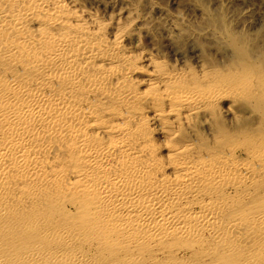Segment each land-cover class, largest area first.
<instances>
[{
  "label": "rangeland",
  "instance_id": "obj_1",
  "mask_svg": "<svg viewBox=\"0 0 264 264\" xmlns=\"http://www.w3.org/2000/svg\"><path fill=\"white\" fill-rule=\"evenodd\" d=\"M64 2L67 3L66 6L68 7V10L70 9L69 12L71 13V15L79 16L80 14L79 17H81L82 13H89L92 18H95V21H99V24L101 26L97 23L98 21H96L97 27L94 28H99V31L93 29V33L94 35L104 33V40L107 38V40H105L106 46H108V43L110 46V42L114 40V35L118 34V37L121 36V46L123 45L122 49L125 51L124 54L126 55V57H124L126 59H123L126 62L123 61L122 56L119 55V53H115V56L113 54L112 57L115 60L117 59L115 61L116 66H114L115 68H117V70H124L123 72H127V66H129L130 68L131 64L132 67L135 63L138 64L141 57V51L151 55L152 57L150 56V58L153 59L150 60L151 62H154L152 64L150 62V65L149 62H145L142 63L141 66L137 65V67L142 68L143 71L148 72L150 73L149 75L153 76V83H155V86L152 87L151 85H146L142 86V88L141 84H139L138 82L140 81V79L138 80L137 78H134L131 79V81L126 82L122 79L119 80V83L121 84H117L116 87H122L120 88L121 91L119 93L118 89L116 92H114L116 88H109V85L113 87L115 85H112L114 84L113 81L112 84L108 81L107 83L105 82L104 84H101L102 87H104L103 89L102 87L99 88L98 86L97 89H95L96 92H100V90L103 91L99 93L100 96L102 95V98L100 96L98 98L94 96H97L98 93L94 92L93 94H90L89 91H86V88L88 89V87H86L87 84L82 83L80 85V89L84 84L83 86L85 89H81L83 91V94H81L82 91L78 89L80 91V94H77V91V95H75L79 100L77 102V100L75 99L76 101L74 102L79 103L80 98L82 100V96L85 94L84 96H86L87 102L86 107H89L88 110L90 113L92 112V116L89 113L90 117H93L94 115V118H97L98 116V120L99 118L101 119V121L99 120L98 122L102 124L106 120L104 123L106 125H108V123L112 121L110 119L112 118V115L115 114L116 116H119V113L122 112L120 110H123L124 114L121 113L122 115L118 117L119 121H121L120 127H123V125H128L130 131L125 136H128L129 138L131 137L130 139L128 137L125 138H128L127 140H130L129 143H131L132 141L131 146L133 147L136 146L138 142L137 140H140L141 138V140H143V143L146 141V138L148 141H151H149L148 143L149 146H146V148L148 149H145V152H147V156H151L148 157L147 161L148 164H152L151 166L154 167L155 165L152 170H156V172L153 171L152 178L163 180L162 183L165 182L168 184L170 182V184H172L175 182V178H173L174 174L171 172L167 173V165L169 163L168 156L171 155V152L172 154L173 152L174 154H181L182 162L185 163L187 161H190V163H193V165L195 163L197 165L196 167L200 165L199 168L203 166L207 167L209 165H215L216 163V165H218L219 162H223L222 166L226 164L225 167L227 168L224 169L225 172L223 173V175H225L224 177H221L222 181L219 180V184H217L216 186L217 188L212 187L213 189L211 188L210 190L209 187L205 188V185H203L201 189L197 190L199 192H197L195 198H189L187 201L182 199V201L184 202L179 200L180 202L175 203V207L178 211L181 209L183 211L190 209L192 211L194 210V212H198L199 209H207L209 206V208H214V205L215 208L212 216L214 219L213 222L215 223L213 225L214 228L212 227L211 234L214 233L215 238L213 237L214 239L212 243V241H208L203 237H199L197 238V243L195 242L194 244H189L178 238H174L175 240H173L172 236H169V239L167 237L165 239H162V241L160 242L157 241L159 244L156 243V241H154L155 243H152V245L150 241L141 244L143 243V241L139 240V242L137 241L136 243H133L136 244L135 247L129 242H127L128 244L125 243V246L123 245L124 243L120 244L121 247H119L120 245H111L108 244L107 238H110V235L111 238H115L117 229H115L116 232L115 230L113 232V224L110 222L114 223L115 221L116 224V219H112L110 217L109 209H106L108 211L107 212L105 209L103 210V208H99V210L97 211V213L99 214L98 221L102 219L103 221H100V224H95L93 226H95L96 229L101 227L100 230L98 229L99 231H96L95 228H91L93 230L87 228V230L90 231L86 230L85 232L86 236L89 235H87V232L90 233L89 237H82V239H79L77 237L73 238V243L72 241H69L70 244L68 243L67 247L65 245L63 247V243L60 241L58 242V240L54 239L51 236V233L56 230H65L67 228L70 231L73 230V228H75L76 230L77 228H83L84 225H82V222H80L81 220L79 221L77 217L75 219V215H78L77 213L82 209L81 204L80 206L78 204L84 203V200L81 201L77 199L78 196H80L79 193H77V195H75V193V196H73V193L67 195V193L62 190L63 192L60 191L58 194L53 196L54 193L52 195L49 191H47V194L43 193L40 194V196L37 195V200L35 202L34 200L36 199V197H34L32 204L30 203V201V204H28L27 200L31 199L23 195L21 196L19 202L15 203L16 205L14 203H11L9 204V206H5V209L6 207L9 208L6 209L7 213L3 212V215L5 217L6 215L7 217H9L5 219L6 222H9L4 223V226L0 224V255L4 256L5 259L6 257L8 258L6 259V261H9L6 262L7 264H18L19 262V264H29L23 263V261L19 260L21 257L20 254H24L29 250V248L37 247L38 250L44 253L52 251V254L55 253L54 249L61 248V250H64L63 252L65 253V255H63L64 258L65 256L66 258L60 260L44 258L43 260L31 262L30 264H68L69 262L67 260V251H73L74 253L77 252L82 254L83 262L86 261V263L84 264H185V262L186 264H230L231 261V264H235L236 262V264H256V261H254L253 259L263 255L264 253H261L258 256L252 255V257H250L249 255L245 256L244 253L247 252L250 244L249 242L247 243V241L245 243L244 240L246 239L248 234H250L248 236L251 237V235L258 234L260 232L254 224H251L250 219L252 218V216H254V213L264 210V0H64ZM84 20L87 24L88 20ZM101 30H104L105 32ZM110 31L113 34H111ZM31 32H29L31 35L36 34L33 30ZM108 38H110V42H108ZM106 53L108 54V52ZM119 59H121L123 62L121 60L119 61ZM122 64L124 65V67ZM5 67H7L8 70L5 69ZM81 67L83 68V65ZM147 67H150L149 71L147 70ZM89 68L85 69L84 67L82 71L85 72V70L87 69L89 71L91 69ZM0 69L2 70H0L1 74H4V71L6 72V70L8 74L14 73L18 80L22 81L23 79V81L26 82L32 80L29 79L31 78V76L29 77V75L27 78H24L25 75L28 74V70L25 68L10 69L4 64V66L0 65ZM90 72L93 74L91 70L89 71V73ZM169 72L174 73L173 76L177 75V78L171 79L170 81L166 80L167 83L166 81H162L164 84L162 82L161 83L165 86L164 87L159 80L161 79L160 77L169 74ZM23 73H25V75ZM171 73L170 75H172ZM153 74H156V76H154ZM158 82L160 84H158ZM60 83L59 85H57L56 82L52 84L53 87H51L54 92H57L62 88L63 85L62 83L60 85ZM54 84L55 86H57V88H55ZM206 85L210 87V89H208ZM105 86L106 89L108 88L107 91L104 90ZM156 86V91L155 89L151 90V88H156ZM137 87H139V89ZM183 87L185 90H188L189 88V90L192 89V91H194V88L196 87V91L201 92L203 95H207V93L209 94L212 90H215L214 88H217V90L224 89L223 91L225 93H222L223 95H221L219 101H213L212 98L209 97L212 102L210 101L209 104V101L206 104L204 102L205 105L203 104L202 107L197 108L198 110L196 109V112V110L187 106H181V109L179 104H177V101L174 99L173 93L176 92V88L177 90H181ZM211 87L214 88L212 89ZM126 89L127 92H130V95H132L131 97L134 100L131 97L122 100L121 92L126 91ZM198 89L202 90L200 91ZM84 90L86 91V93L84 92ZM111 90L113 93L110 92ZM159 90L160 94H158L159 92H157ZM108 91L111 93V95L108 93ZM150 91L152 94L156 93L157 95H152ZM137 93L140 94H138L139 97L141 96L140 99ZM162 93H165V95H163ZM108 94L110 95V97L108 96ZM112 94H114L115 96H113ZM154 95H156L157 97ZM103 97L105 101H103ZM112 99L115 102L117 101L118 104L117 102L115 103ZM129 99L132 101H130ZM146 99H149L150 101ZM152 99H154L158 105L154 102V100L152 101ZM161 99L162 103L160 102ZM118 100H120V102ZM121 100L123 102H126L123 103L121 102ZM163 103L167 105H164ZM116 105L118 106V108ZM107 106L109 109L105 110L106 112L102 110L106 109ZM162 107L164 109H162ZM167 109L169 111H167ZM140 110H143L142 113L140 112ZM159 110L161 113H163L161 114ZM126 111L127 114H125ZM156 111L158 112L159 116ZM102 112L104 115H102ZM145 112L149 113L147 114ZM175 112L177 114H175ZM187 113L188 117L186 115ZM153 114L158 116L156 117L159 118L158 122H156V120L154 122L151 121L150 117H152ZM128 116L131 124L129 123V120L126 119L128 118ZM135 116L137 118H135ZM138 116L142 117L138 119ZM145 116L146 119H144ZM147 116H149V119H147ZM167 116L168 118H165ZM130 118L133 121L135 120L136 122L134 121L133 123ZM108 120L109 122H107ZM148 120L150 123L148 122ZM122 121H125V124ZM98 122L96 123L98 124ZM148 123L149 125H147ZM104 124L101 126H106ZM148 128L151 130L146 131ZM143 130L146 132V134ZM131 133L132 136L134 135L133 139L136 137V140L132 139ZM141 133L143 134L141 135ZM93 139H95L96 141L92 142ZM93 139L92 136H90L88 142L90 141V144H94L99 142V139H101L100 142L106 140L104 137L99 138L97 135H94ZM54 144L55 143H53L52 146H56ZM63 146L64 145L62 144L61 149L58 148V151L56 150L58 153H56L55 150L54 152L51 151L53 152L54 156H49L50 162L53 164L56 163V165L58 166V171H62L66 166L69 167L70 165V159L69 157H67L68 146H66L65 144L64 147H66V149ZM180 146L182 149L180 148ZM184 146V149H189V152L183 150ZM50 148L51 150H53V147L50 146ZM161 148H164V150ZM172 149H174L175 151ZM177 150L179 152H177ZM181 150L182 152H180ZM63 151H65L66 154ZM60 153L62 154L60 155ZM167 153H169L170 155H167ZM187 153L191 154L188 155ZM57 154L60 156H58ZM163 154L166 156H164ZM65 155L67 159L66 157H64ZM190 157H192L193 159ZM153 158L154 162L152 161ZM191 159L194 161H198L193 162ZM58 160L61 161L57 162ZM67 160L68 162L65 163V161ZM150 160L152 161V163H149L151 162ZM62 161L64 162V164ZM157 164L160 166H158ZM247 167L248 169L246 170ZM159 168H162L161 171L159 170ZM241 168L243 170H240ZM66 169L67 168H65V170ZM236 170L239 171L236 172ZM228 172H230L231 174H228ZM162 173L164 178L162 176ZM229 175H231V177ZM233 175H235V177L237 175V177L233 178ZM165 176L169 177L166 178ZM238 177L240 180L238 179ZM171 178H173V180H171ZM226 180L228 183L230 181L229 184L230 186L232 184L231 187L226 182ZM61 182H59L58 184H60ZM232 182H234V184ZM165 183L162 184L164 185V188ZM201 191H204V193ZM205 191L207 192V194ZM48 193H50L53 197H51ZM64 193L65 195H63ZM56 196H60L62 198L65 197L63 198L65 200L61 198L62 200L60 199V201L58 200V202H56L54 200V197ZM72 196L75 199L72 198ZM39 197L41 198V200ZM203 197L204 200H201L203 199ZM84 198H86V196L82 197L81 199ZM195 199H199L201 202L203 201V204L201 202L196 203L197 201ZM74 200L78 201L76 202ZM194 200L196 202H194ZM52 201L54 202V204ZM174 201L177 200H173L172 203ZM24 202H26V204ZM19 203H23L22 208H20L19 211H16V209L14 210L13 206L15 205L18 207L20 205ZM172 203L171 201L166 202V204H168L167 207H172ZM180 204L181 208L179 207ZM206 204L209 206L207 207ZM76 208L77 210L75 211ZM70 216H73L74 218ZM104 217H108L109 220H107V218L105 219ZM22 219H25V221L27 220L26 223H28L29 221L36 222H34V224H32L31 222L29 224H26L25 221H22ZM122 222H125L126 224V221L123 220ZM231 223L233 226L236 225L237 228L228 230L229 227L227 225ZM108 224L111 225L110 228L112 231H110V228H108ZM133 226L136 227L135 224H133ZM226 226L227 229H225ZM94 229L96 232L94 231ZM106 230L108 232H106ZM91 231L94 236L91 235ZM135 231L137 233V227ZM95 233L99 236H96ZM111 233L113 234V236ZM45 234L46 237H44ZM48 235H50V237ZM124 235L125 237H127V233H124ZM134 237L138 239L139 235H135ZM230 237L232 238V240ZM235 238L237 241H240L241 239L243 241H241V243H237L236 240H234ZM178 240H181V242H179ZM220 241L222 242L220 243ZM243 242L247 245H244ZM225 245L226 247H228L225 250H228L229 253H225L223 248H221ZM243 246H245V248L247 246L249 247L246 248V251H244L245 248ZM251 249L253 250V246L249 249V251H251ZM242 250L244 252H240ZM227 254L229 256H227ZM148 256L154 257L155 259L152 258L153 260L149 261ZM222 257L224 259H222ZM46 260L49 261L47 262ZM140 260L143 262L140 263ZM16 261L18 263H16ZM258 261L259 263L263 264L264 255L260 257Z\"/></svg>",
  "mask_w": 264,
  "mask_h": 264
},
{
  "label": "bare ground",
  "instance_id": "obj_2",
  "mask_svg": "<svg viewBox=\"0 0 264 264\" xmlns=\"http://www.w3.org/2000/svg\"><path fill=\"white\" fill-rule=\"evenodd\" d=\"M65 3L66 2H64V0H0V65L4 66L5 64L10 69L11 68H16V69L25 68L28 70V74L25 75V73H23L25 75L24 78H27L29 75V77L31 76V78L29 79H32L27 82L23 81V79L22 81L18 80L14 73L8 74L7 67H5V69L7 70L6 72L4 71V74L0 73V224L3 225L4 223L9 222V221L6 222L5 220L6 218H9V217H7V215L6 217L3 215V212H6V209L9 208V207L8 208L6 207L5 209V206H9V204L11 203H14V204L16 202L18 203L21 196L25 195L29 197L31 200H27V203L32 204L34 197H36L37 195L40 196V194H43V193L47 194V191H49L52 195L54 193L53 196H55L60 191L61 192L64 191L65 193H67V195H70V193H73V196L79 193L80 196H78L77 199L81 201L84 200V203L78 204L79 206L81 204L82 209L80 210V212L77 213L78 215H75V219L77 217L79 221L81 220L80 222H82V225H84L83 226L84 229L80 228L82 229L80 230L77 228L76 230L75 228H73V230L70 231L67 228L65 230L64 229H61L58 231L56 230L53 233H51V236L54 239L58 240V242L60 241L63 243V247L64 245L67 247L69 241H72L73 243V238L77 237L79 239L80 238L82 239V237L83 238L89 237L90 233L87 232V235L88 234L89 235L86 236V232H85L87 228H90V229L95 228V226L93 225L100 224V221H103V219L98 221L99 214L97 213V211L99 210V208H103V210L109 209L110 217L112 219H116V224H115V221L114 223L110 222L113 224L112 226L113 232L115 229H117L115 238H111V235L109 236L110 238H107L108 244H111V245H120L124 243L123 245L125 246V243L127 242H129L130 244H133V243H136L137 241L139 242V240L143 241V243L141 244H144L150 241L152 245V243H155L154 241L158 243L162 241V239H165L167 237L169 239V236H172L173 240H175L174 238H178L189 244H194L195 242L197 243V240H198L197 238L199 237H203L208 241H212L213 243V239L215 238V235L214 233L211 234L212 233L211 230L215 223L213 222L214 219L212 216L215 206L213 205L214 208H209L210 206L206 204L207 207L208 206L209 207L207 209L198 208L199 209L198 212H194V210L192 211L190 209L186 211H183L181 209L178 211L177 208L175 207V203L180 202L179 200L182 201V199L187 201L189 198H192V199L195 198L197 195V192H199L197 190L201 189L203 185H205V188L209 187L210 190L212 187L217 188L216 186L217 184H219V180H221L222 179L221 177L222 176L224 177L225 175V174L223 175V173L225 172L224 169L227 168L225 167L226 164L222 166L223 162H219L218 165H216L217 164L216 163L215 165H209L207 167L203 166L199 168L200 165L196 167L197 165L194 163L195 165L194 166L193 163H190V161L189 162L187 161L185 163L182 162L181 154L176 153V152H175L176 154H174V152L172 154V152L170 151L171 155L167 153V155L168 154L170 155L168 156L169 163L168 165L167 164L165 165H167V168H168L167 173L171 172L175 175V176L173 175V178H175V182L172 184H170V182L168 184L163 182L165 183V188H164V185H162L163 180L152 178L153 171L156 172V170H152V168H154L155 165L153 167L151 166L152 164H148V161H147L148 157H151V156H147V152H145L146 151L145 149H148L146 148V146L147 145L149 146L148 143L150 140L148 141L146 138L145 139L146 141L144 140L145 142L143 143L142 142L143 140H141L142 139L141 138L140 140H137L138 142L136 146L133 147L131 146L132 141L131 143H129L130 140H127L129 137L125 136L130 131V129L128 128V125L127 126L123 125V127H120L121 121H119L118 117L122 115L121 113L124 114L123 110H120L122 112L119 113L120 115L118 114L119 116H116L115 114L112 115V118H110L112 120L110 121L111 123L108 120L107 122L109 123L108 125H106L104 124L106 120L104 121V123L101 124L100 122H98L99 120L101 121L100 118L98 120V116L97 118H94V115L93 117H90V114L92 116V112L90 113L88 110L89 107L88 108L86 107L87 102H86V96H84L85 94L82 96L83 97L82 100L80 98L79 103L74 102L76 100L78 102L79 100L77 99L78 97L76 95L80 94L79 93L80 91L78 89H80V85L82 83L87 84L86 87H88V89L86 88V91H89L90 94L91 93L93 94L94 92H96L95 89H97V86L101 88L102 87L101 84H104L105 82L107 83L108 81L109 83L111 82V84L113 81L114 84L112 85H115L114 87L109 85V88L111 87L116 88L117 84L119 85L121 84L119 83V80H122V79L123 81L126 82V81H131V79L137 78L138 80L140 79V81L138 82L139 84H141V87L146 86V85H151L152 87L155 86V83H153V76L149 75L150 73L143 71L142 68L137 67V65L141 66L142 63H145V62L146 63L149 62V65H150V62L153 58H150L151 55L147 54L146 52L141 51V57L139 59L138 64L135 63L133 67L131 64L130 68L129 66H127L128 68L125 66L128 70L127 72H123L124 70L123 71L117 70V68L114 67L116 66L115 61L117 59L115 60L112 57L113 54L115 56V53H119V55L122 56V59L126 57V55L124 54L125 51L122 49L123 45L121 46V40H122L120 39L121 36L118 37L117 36L118 34L114 35L113 37L114 40L112 38L113 40L112 42H110L111 40L110 38H108V42H110V46H109V43H108V46H106L105 40H107V38L104 40V33H99L98 35H94L93 33V29L97 27L96 21L98 20L95 21V18H92V16L89 15V13H82L81 17H79L80 14L79 16L71 15V13L69 12L70 9L68 10V7L66 6L67 3L66 4ZM84 19L88 20L87 24ZM97 23L99 24V21ZM98 29L99 28L94 29V30H98ZM32 30L35 31L36 34L31 35ZM101 31L105 32L104 30H101ZM29 32H31V34ZM111 34L113 33L111 32ZM101 51H103L104 53ZM106 52H108V54ZM136 56H140V55H136ZM120 60L121 59H119V61ZM152 63L154 62H151V64ZM82 65H83V68L81 67ZM145 65H148V64H145ZM87 66H89L91 69ZM84 67L85 69L89 68L93 72V74L91 72L89 73L90 70L88 71V69L85 70V72L82 71ZM149 68L147 69L148 71H149ZM170 73L171 72L167 74L168 76L165 75V76L160 77L161 78L159 80L160 83L162 81L165 82L166 80L170 81L171 79L177 78V75L173 76L174 73H171L172 75H170ZM154 76H156V74ZM155 79H158V78H155ZM58 81L59 83L61 82L63 86L62 88L60 87L61 89L59 91L57 92L55 91L56 92L55 93L54 90H52V87H53L52 84L56 82L57 85H59ZM160 83L158 82V84ZM83 85L81 88L82 90L84 88ZM139 87L137 88L139 89ZM55 88H57V86H55ZM103 88L104 87H102V89ZM120 88L119 87L116 88L114 92H116L118 89L120 93L121 91ZM211 88L213 89L214 87H211ZM146 89H150V88H146ZM152 89L153 90L155 89L156 91L157 86L156 88L155 87L151 88V90ZM160 89H161V86H160ZM183 89L184 87L181 90H177L176 88L175 90L176 92L173 93L174 99L177 101V104H179L180 107L187 106L189 108L190 107L193 108L194 110L202 107L204 102L206 104L209 101L208 102L209 104L211 101L210 98H212L213 101L214 100L219 101V98L221 97V95H223L222 93L224 92L223 91L224 89L217 90V88H214L215 90H212L209 94L207 93V95L206 94L203 95L201 92L196 91V87L194 88V91H192V89L189 90V88L188 90H185V89L183 90ZM208 89H210V87H208ZM104 90L107 91L108 88L106 89V86H105ZM112 90L110 91L111 93H113ZM86 91L84 90L85 93ZM100 92H103V91L100 90ZM100 92H96L98 93V95L97 96L94 95V96L99 98ZM110 92L108 91V93L111 95ZM157 92H159L158 94H160V90ZM150 93H149V96H150ZM165 93L164 94L162 93V94L165 95ZM81 94H83V91ZM109 94L108 96L110 97ZM138 94L139 93H137V95ZM153 94H156V93H153ZM112 95L115 96L114 94ZM131 96L132 95H130V92H127V89L126 91L121 92L122 100L128 97H131ZM100 97L102 98V95ZM122 100L121 102H123ZM146 100H149V99H146ZM153 100L154 99H152V101ZM103 101H105L104 97H103ZM118 101L120 102V100ZM154 102L156 103L155 100ZM160 102L162 103V99ZM164 105H167V104H164ZM140 108H143V107H140ZM107 109H109L108 106L106 109H102V110L105 111ZM162 109L164 108L162 107ZM142 111L140 110L141 113ZM167 111L169 110L167 109ZM103 112H102V115H104ZM145 113L148 114L149 112H145ZM125 114H127V111ZM154 114L152 115L153 118L150 117L151 121L154 122L156 120V122H158L159 118H156V117H158L159 114L158 112H157L158 116ZM175 114L177 113L175 112ZM186 115L188 117V113ZM141 117L142 116L140 117L138 116V119ZM148 117L149 116H147V119H149ZM135 118L137 117L135 116ZM165 118H168V116ZM126 119L129 120V116ZM144 119H146V116ZM96 122H98V124H101V125L104 124L106 126L98 125ZM130 122L131 121L129 120V123ZM149 123L147 125H149ZM148 130H151V129L148 128L146 131ZM144 133L146 134L145 131ZM142 134L143 133H141V135ZM94 135L95 136L97 135L99 138L104 137L106 140L103 142H100L101 139H99L100 140L99 142L90 144V141L88 142V140L90 139V136H92V139H93ZM131 136H132V133H131ZM133 136H132V139H133ZM125 137H128V138L126 139ZM135 138L133 140H136ZM95 141L96 140L93 139L92 142H95ZM53 143H55L54 145L56 146H52ZM62 144L64 146L65 144L66 146H68L67 147L68 148L67 157H69L70 159V162H69L70 165L69 167L67 166L65 167L67 168L66 170L64 168V170L58 171L57 170L58 166L56 165V163H54L56 165L55 166L53 163L50 162L49 156L53 155L54 150L58 151V148L61 149ZM50 146L53 147V150H51ZM64 148L66 149V147ZM184 148L185 146L183 147V150H185L186 152H189V149L186 150L187 148L186 149ZM161 149L164 150V148H161ZM175 150H176V147H175ZM57 151L56 153H58ZM63 152L65 153V151ZM177 152L179 151L177 150ZM180 152H182V150ZM61 154L62 153H60V155ZM187 154L189 155L191 153H187ZM64 157H66V155ZM61 160H58L57 162ZM153 160L154 158L152 159V161ZM152 161L149 163H152ZM192 161L197 162L198 160L197 161L192 160ZM66 162H68V160L65 161V163ZM200 163H197V164H200ZM62 169H63V166H62ZM161 169L159 168L160 171ZM247 169L248 167L246 168V170ZM240 170H243V169L241 168ZM237 171L239 170H236V172ZM229 173L230 172H228V174ZM162 176H163V173H162ZM169 176L167 177L165 176V177L168 178ZM229 176L231 177V175ZM233 176H234L233 178H236L235 175ZM173 178H171V180H173ZM59 182H61L62 185L61 183L58 184ZM224 182H225V179H224ZM232 183L234 184V182ZM201 192L204 193V191H201ZM65 193L63 195H65ZM73 196L72 198H74ZM84 196H86V198L81 199ZM61 198L62 197L60 196L59 197L56 196L54 197V200L58 202V200L60 201ZM36 200H37V197L34 200V202ZM173 200H177V201H174L172 203ZM195 200L194 202L197 201L196 203L201 202L199 199H198L199 201L198 200L195 201ZM201 200H204V197ZM168 201H171V203L173 204L172 206L173 208L171 206L169 208L167 207L168 204H166V202ZM24 203L26 204V202ZM190 203H191V199H190ZM201 203L203 204V201ZM15 205L13 206L14 210L16 209V211L17 210L19 211V209L22 208L23 203L18 206L19 208ZM180 206L181 204L179 205V207ZM76 210L77 208L75 209V211ZM73 216H70V217L74 218ZM106 218L107 220H109L108 217ZM120 218L126 221V224L125 222L123 223L122 222L123 220H121ZM250 220H251V224H254L257 227L258 231H260L258 233L259 235L253 234L250 237L248 236L250 234H248L246 239L244 240L245 243L247 241V243L249 242L250 244L249 245L250 247L247 246L246 248L249 247L250 249L253 246V250L251 249V251H249L248 249L247 252H245L244 254L245 256L249 255L250 257H252V255L258 256L259 254L264 253V247H263V244H264V210L254 213V216H252ZM22 221H25V219L24 220L22 219ZM30 222L31 221H29L26 224H29ZM34 222L36 221H33L31 223L34 224ZM133 224H135V226L138 229L137 233L135 231L136 227H134ZM108 226L107 227L110 228L111 225L108 224ZM227 226L229 227L228 230L237 228L236 225L233 226L232 223L228 224ZM227 226L226 228L225 227L224 228L227 229ZM100 228L101 227H99L98 229L100 230ZM98 229H96V231H99ZM87 231H90V230H87ZM110 231H112L111 228H110ZM106 232L108 231L106 230ZM124 233H127V237H125L126 234L124 235ZM91 235L94 236L93 233ZM135 235L136 236L139 235V238L136 239L134 237ZM48 236L50 237V235ZM96 236H99V235H96ZM96 236H95V239H96ZM44 237H46V234ZM236 238L234 240H236ZM181 240L180 241L178 240V241L181 242ZM241 241L243 240L242 239L240 241L236 240L237 243H241ZM221 242L222 241H220V243ZM133 245L134 247L136 246V244H133ZM244 245H247V244H244ZM119 247H121V245ZM239 247H242V246H239ZM243 247L245 248V246ZM221 248H223L225 253L226 252L229 253L228 250H225L226 248H228L226 247V245L222 246ZM246 248L245 250L244 249L243 250L246 251ZM57 249L58 248L54 249L55 253L56 252L57 253L52 254V251H48L44 253L38 250L37 247H34V248L32 247V248H29V250L26 251L24 254L22 255L20 254L21 257L19 256L20 257L19 260L23 261V263L30 264L31 262H37V261L43 260L44 258H51V259H56V260L65 259L66 256L64 258V255H65V253L63 252L64 250L63 249L61 250V248L58 250ZM243 250L240 252H244ZM67 254H68L67 260L69 262L68 264L86 263V261L83 262V255L80 253H77V252L74 253L73 251H69V252L67 251ZM263 255L258 256L255 259L253 258L252 259L256 261V264H261L259 263L258 259L262 257ZM227 256L229 255L227 254ZM148 257H149V261L153 260L152 258H154L151 256H148ZM6 259L8 258L6 257ZM6 259L4 258V256L0 255V264H7L6 262H9V261H6ZM222 259L224 258L222 257ZM46 261L48 262L49 260H46ZM142 262L143 261L140 260V263ZM16 263L18 262L16 261Z\"/></svg>",
  "mask_w": 264,
  "mask_h": 264
}]
</instances>
